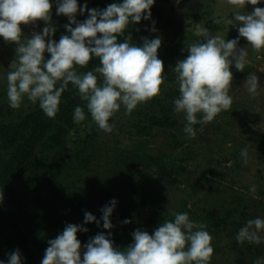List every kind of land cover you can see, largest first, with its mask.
Listing matches in <instances>:
<instances>
[{
	"label": "rangeland",
	"instance_id": "rangeland-1",
	"mask_svg": "<svg viewBox=\"0 0 264 264\" xmlns=\"http://www.w3.org/2000/svg\"><path fill=\"white\" fill-rule=\"evenodd\" d=\"M52 3L51 23L56 28L50 38L59 41L69 34L65 28L67 16L57 15V0ZM121 0H77L79 7L105 9ZM264 8V0L256 6L246 4L245 11ZM151 17L130 24L124 36L131 34L132 43L142 46L143 39L159 37L162 41L158 58L164 63L165 83L161 94L139 104L130 114L121 106L109 123L111 133L98 128L78 95L71 118L66 121L57 113L49 118L27 97L19 109L9 106L6 75L15 59L16 44L6 43L0 37V123L17 122L24 116L37 113L49 124H40L37 130L33 166L29 165L15 181L12 191L0 188L3 199L0 208L15 215L27 243L36 254L39 264L48 241L61 234L67 224L87 228L77 237L84 245L103 232L114 247L125 249L132 244L133 233L139 229L150 235L164 220L174 219V213L187 212L194 222L205 223L212 236L214 253L210 264H253L264 259V231L260 244L238 243L236 235L249 219H264V50L255 52L245 38L239 37L237 23L227 27L215 19H231L234 9L217 0H155ZM76 20L88 18L78 11ZM212 34L219 33L226 40L238 39V48H248L244 71L233 73L229 94L233 104L212 122L193 125L195 138L183 131V114H176L173 101L179 97L178 83L173 72L179 60L186 58L187 45L203 42L195 34L196 24ZM43 21L22 25L24 36L42 33ZM75 27V25H72ZM156 31H152V28ZM124 36L119 37L120 42ZM50 54L45 53V59ZM99 66L93 57L78 73H86ZM252 73L258 77V95L253 97L244 88ZM62 94L61 100L68 93ZM81 106L86 119L73 120L74 109ZM198 119L201 118L198 114ZM247 148V163L241 150ZM4 157L9 151L0 149ZM255 185L256 191H250ZM112 200L116 201L110 217L112 229L103 228L102 211ZM89 212L100 221L84 223ZM128 220L130 223L125 224ZM19 250L22 264H33L21 245L19 234L13 230L0 235V261L8 264L9 254Z\"/></svg>",
	"mask_w": 264,
	"mask_h": 264
},
{
	"label": "clouds",
	"instance_id": "clouds-1",
	"mask_svg": "<svg viewBox=\"0 0 264 264\" xmlns=\"http://www.w3.org/2000/svg\"><path fill=\"white\" fill-rule=\"evenodd\" d=\"M217 2H226L234 11L231 19L214 22L227 27L239 23V37L245 38L253 51L264 50V8L254 7L251 13L244 10L246 4L256 6L260 0ZM154 3L155 0H122L100 10L88 9L86 4L81 8L77 0H57L56 14L67 16L70 21L65 25L69 34L62 35L57 42L50 38L56 31L51 23L50 0H0V37L6 43L17 45L15 59L6 75L9 106L19 109L27 97L33 104L38 102L47 117L55 118L62 94L71 83L78 89L80 99L86 102L98 128L111 133L114 125L109 121L121 106L130 114L139 104L159 96L165 83L164 63L158 58L161 39L145 37L142 46H137L132 43L131 34L124 36L130 24L150 19ZM78 11L81 15L87 11L88 18L78 22L75 18ZM37 21L46 25L42 33L33 32L30 38L24 36L21 26ZM152 31L156 29L153 27ZM195 34L203 36V42L187 45L186 58L179 60L173 69L179 91L173 110L184 115L183 131L188 138L196 136L193 125L210 123L221 112L231 109V66L234 64L237 71H244L249 48H238V39L226 40L199 23ZM122 36L124 39L120 42L118 38ZM46 52L50 54L49 59H45ZM93 57L98 58L99 66L78 73L77 68L86 67ZM258 86V77L252 73L244 88L255 97ZM85 119L84 108L77 106L74 122ZM241 156L247 163V148L241 150ZM250 191L255 192L256 186ZM115 205L116 201L112 200L101 209L104 229L113 227L110 217ZM91 222L100 224L94 215L85 212L84 223ZM206 229L205 223L194 222L187 212H177L174 219L164 220L151 235L135 230L134 242L125 249L114 247L110 231L108 235L98 233L84 245L86 250L81 258L82 246L77 233L88 229L67 224L61 234L48 241L41 264H210L213 238ZM262 231L264 219H249L235 238L241 244L247 241L258 245ZM8 264H22L18 249L9 254ZM253 264H264V259H256Z\"/></svg>",
	"mask_w": 264,
	"mask_h": 264
},
{
	"label": "trees",
	"instance_id": "trees-1",
	"mask_svg": "<svg viewBox=\"0 0 264 264\" xmlns=\"http://www.w3.org/2000/svg\"><path fill=\"white\" fill-rule=\"evenodd\" d=\"M122 2V0H121ZM66 96L61 100L59 113L68 121L71 118L73 107L77 104L78 89L73 85L67 90ZM42 124L47 128L44 120L37 113L24 116L17 122L0 123V149L9 151V157L0 153V188L6 187L12 191L15 181L28 169L34 160L36 141L39 138L37 128ZM13 230L19 234L21 245L30 257L33 264H39L36 254L33 252L24 236L17 217L0 208V235Z\"/></svg>",
	"mask_w": 264,
	"mask_h": 264
}]
</instances>
